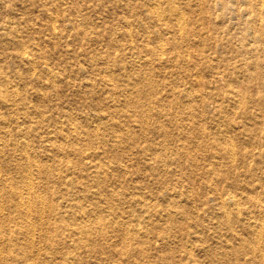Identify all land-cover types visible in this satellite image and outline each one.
Here are the masks:
<instances>
[{
    "label": "rangeland",
    "instance_id": "1",
    "mask_svg": "<svg viewBox=\"0 0 264 264\" xmlns=\"http://www.w3.org/2000/svg\"><path fill=\"white\" fill-rule=\"evenodd\" d=\"M263 206L264 0H0V264H264Z\"/></svg>",
    "mask_w": 264,
    "mask_h": 264
},
{
    "label": "bare ground",
    "instance_id": "2",
    "mask_svg": "<svg viewBox=\"0 0 264 264\" xmlns=\"http://www.w3.org/2000/svg\"><path fill=\"white\" fill-rule=\"evenodd\" d=\"M260 4H261V2H260ZM175 9H177V8H175ZM175 12H176V10H175ZM180 14H181V12H180ZM179 17H181V16H179ZM183 18V17H182ZM182 24V23H181ZM224 138V137H223ZM31 187V186H30ZM230 197V196H229ZM34 198V197H33ZM225 199V198H224ZM234 199V198H233ZM236 201V200H235ZM234 201V202H235ZM28 202V201H27ZM33 202V201H32ZM228 205H229V203H233V200L232 199H229V200H227V202H226ZM234 204V203H233ZM227 205V206H228ZM259 213H260V219H261V221H262V225H261V227L256 231L257 232V236H258V241H262L263 239H264V206L262 207V209L261 210H259ZM254 231V230H253Z\"/></svg>",
    "mask_w": 264,
    "mask_h": 264
}]
</instances>
